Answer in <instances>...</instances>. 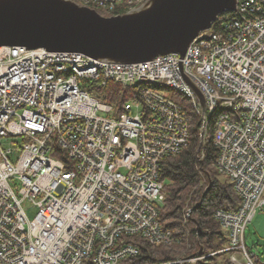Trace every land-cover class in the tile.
Instances as JSON below:
<instances>
[{"label":"built area","instance_id":"obj_1","mask_svg":"<svg viewBox=\"0 0 264 264\" xmlns=\"http://www.w3.org/2000/svg\"><path fill=\"white\" fill-rule=\"evenodd\" d=\"M71 1L111 16L146 0ZM89 83H115L133 96L117 110ZM177 98L199 116L200 140L213 119L216 171L240 199L234 210H216L228 242L211 254L239 252L257 264L244 231L264 206V0H237L183 55L123 63L0 46V264H119L140 253L133 236L175 242L159 208L161 162L189 142ZM25 200L37 208L32 219Z\"/></svg>","mask_w":264,"mask_h":264},{"label":"water","instance_id":"obj_2","mask_svg":"<svg viewBox=\"0 0 264 264\" xmlns=\"http://www.w3.org/2000/svg\"><path fill=\"white\" fill-rule=\"evenodd\" d=\"M236 1L146 0L125 13L104 16L71 0H0V46L80 52L123 63L168 52L183 55L219 14L234 10ZM194 91L204 107L202 93Z\"/></svg>","mask_w":264,"mask_h":264},{"label":"trees","instance_id":"obj_3","mask_svg":"<svg viewBox=\"0 0 264 264\" xmlns=\"http://www.w3.org/2000/svg\"><path fill=\"white\" fill-rule=\"evenodd\" d=\"M128 9L127 5L121 4L115 9V14L125 13ZM97 11L102 15H110L99 9ZM85 88L92 96L112 104L117 110L133 96L131 89L115 83H110L102 90L92 83ZM177 99L188 115L189 142L179 153L165 157L161 162L160 180L164 199L159 208L160 221L172 232L176 241L171 244H152L133 236L131 240L137 244L140 253L119 264H178L174 261L208 255L227 246L225 230L214 214L220 208L236 209L240 199L229 179L216 171L213 119L208 123L206 137L200 140L199 116L191 109L187 99ZM209 182L211 185L205 190ZM197 225L200 227L198 231ZM200 248L201 253H198ZM229 256L230 251L223 250L194 261L187 260L186 264H241ZM255 262L264 264V260L256 255Z\"/></svg>","mask_w":264,"mask_h":264},{"label":"rangeland","instance_id":"obj_4","mask_svg":"<svg viewBox=\"0 0 264 264\" xmlns=\"http://www.w3.org/2000/svg\"><path fill=\"white\" fill-rule=\"evenodd\" d=\"M163 95L166 97H172L173 91L170 89H165ZM100 115H107L105 113L99 112ZM4 147L8 146L7 142H4ZM22 207L25 209L27 217L32 219L37 208L30 201L25 200L22 202ZM197 227V226H196ZM199 227V225H198ZM200 228V227H199ZM244 242L247 249L254 255L259 256L264 260V206L256 210L251 221L248 223L244 231ZM230 259L235 260L241 264H247L245 258L239 252H230Z\"/></svg>","mask_w":264,"mask_h":264}]
</instances>
